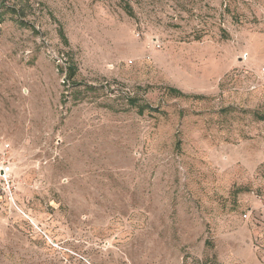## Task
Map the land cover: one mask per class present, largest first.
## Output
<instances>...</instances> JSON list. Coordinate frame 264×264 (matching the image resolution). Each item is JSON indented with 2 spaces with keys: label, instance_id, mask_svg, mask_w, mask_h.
I'll return each mask as SVG.
<instances>
[{
  "label": "rangeland",
  "instance_id": "374dc122",
  "mask_svg": "<svg viewBox=\"0 0 264 264\" xmlns=\"http://www.w3.org/2000/svg\"><path fill=\"white\" fill-rule=\"evenodd\" d=\"M5 143L0 264H264V0H0Z\"/></svg>",
  "mask_w": 264,
  "mask_h": 264
},
{
  "label": "built area",
  "instance_id": "2783aa9c",
  "mask_svg": "<svg viewBox=\"0 0 264 264\" xmlns=\"http://www.w3.org/2000/svg\"><path fill=\"white\" fill-rule=\"evenodd\" d=\"M137 34L139 35V32ZM147 46L159 47L160 45L157 42H151ZM8 147V143L0 145V196L11 206L16 204V193L19 184L7 168Z\"/></svg>",
  "mask_w": 264,
  "mask_h": 264
},
{
  "label": "trees",
  "instance_id": "16d2710c",
  "mask_svg": "<svg viewBox=\"0 0 264 264\" xmlns=\"http://www.w3.org/2000/svg\"><path fill=\"white\" fill-rule=\"evenodd\" d=\"M147 105V104H146ZM142 107V106H141ZM145 107H150V106H145Z\"/></svg>",
  "mask_w": 264,
  "mask_h": 264
}]
</instances>
